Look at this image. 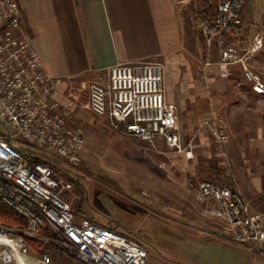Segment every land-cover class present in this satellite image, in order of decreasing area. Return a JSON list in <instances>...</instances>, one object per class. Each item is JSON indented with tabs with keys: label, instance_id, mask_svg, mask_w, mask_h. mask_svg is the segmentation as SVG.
Wrapping results in <instances>:
<instances>
[{
	"label": "built area",
	"instance_id": "1",
	"mask_svg": "<svg viewBox=\"0 0 264 264\" xmlns=\"http://www.w3.org/2000/svg\"><path fill=\"white\" fill-rule=\"evenodd\" d=\"M248 2L202 0L197 29L209 50L219 48L223 76L229 77L231 65L240 64L242 84L264 95V76L255 67L264 37L256 34L247 47L226 37L244 23ZM164 82L165 64L160 61L119 62L82 82L63 106L55 97L62 80L47 72L24 34L19 0H0V122L11 129L0 136V200L25 221L22 227L0 223V264H53L51 248L84 264H150L138 241L88 218L78 219L69 198L75 189L71 178L43 162L31 163L11 142L36 145L66 165L78 166L85 134L69 119L77 108L107 118L115 131L143 140L158 152L162 139L170 152L183 153L177 107L167 101ZM203 125L218 146L229 142L222 114ZM225 174L227 182L199 183L196 199L202 216L216 220L233 244L264 243V213L253 211L231 166ZM203 236L211 233L204 231Z\"/></svg>",
	"mask_w": 264,
	"mask_h": 264
},
{
	"label": "crops",
	"instance_id": "2",
	"mask_svg": "<svg viewBox=\"0 0 264 264\" xmlns=\"http://www.w3.org/2000/svg\"><path fill=\"white\" fill-rule=\"evenodd\" d=\"M19 3L24 34L42 58L47 72L62 80L55 97L63 106H67L69 93L82 82L93 80L119 62L165 64L166 98L177 107L179 134L186 149L183 153L157 155L153 162L166 159L162 165L170 163L169 183L177 190L182 208L189 209L185 202L191 198L201 208L196 199L199 183L227 182L226 165L236 173L238 188L250 206L256 195H264V95L242 84L240 64L230 66L229 77L222 75L219 48L214 46L209 53L204 37L195 28L202 0H19ZM258 33L264 37V0H249L244 23L226 37L236 46L247 47ZM258 59L255 67L264 76V48ZM219 114L224 116L231 137L224 147L216 144L211 130L203 125L205 120ZM89 118L105 122L119 136L148 145L118 133L107 118H98L86 109L76 108L69 117L73 123L85 124ZM242 142L250 145L253 162L247 166L239 156L235 159L239 163L227 164L223 158L225 148L229 146L240 155ZM158 146L168 150L162 139H158ZM138 152L146 157L140 149ZM180 221L207 242L228 240L216 220L188 215ZM203 230L211 236H203ZM246 247L264 264V243ZM51 257L52 263L57 264Z\"/></svg>",
	"mask_w": 264,
	"mask_h": 264
},
{
	"label": "rangeland",
	"instance_id": "3",
	"mask_svg": "<svg viewBox=\"0 0 264 264\" xmlns=\"http://www.w3.org/2000/svg\"><path fill=\"white\" fill-rule=\"evenodd\" d=\"M211 50L207 48L209 53ZM87 121V124L75 122L83 127L85 134L78 166L70 167L44 149L26 143L31 155L45 156L71 169L69 173L76 181L74 192L69 196L73 208L84 200L85 212L99 223L131 230L130 235L145 246L150 264H260L246 246L228 240L207 242L197 231L190 230L186 222L180 221L188 215L201 219L202 214L191 197L185 202L189 209L182 208L177 190L169 183L170 163L162 165L166 161L162 159L158 162L159 168L158 163L153 162L157 155H170V150L158 152L149 144L139 145L119 136L108 129L105 122L90 118ZM3 128L11 132L10 128ZM245 144H240V155L227 146L223 155L225 162H238L235 159L240 156L249 166L253 162L251 147ZM139 149L146 157L141 156ZM233 174L238 180L234 171ZM50 252L57 264H84L58 249L51 248Z\"/></svg>",
	"mask_w": 264,
	"mask_h": 264
},
{
	"label": "trees",
	"instance_id": "4",
	"mask_svg": "<svg viewBox=\"0 0 264 264\" xmlns=\"http://www.w3.org/2000/svg\"><path fill=\"white\" fill-rule=\"evenodd\" d=\"M0 124L2 125V128H0V136L1 135H7L10 132H5L4 130V126L6 128H8L5 124H3L2 122H0ZM14 147H16L27 159H29L31 161V163H35V162H43L47 165L52 166L57 172L59 173H64L66 174L69 178H71V180L75 183V179L73 178L72 174H70V168L66 167L64 164V166L59 165L58 163L54 162L53 160H51L50 158H47L45 156H34L31 155L30 153L27 152V148H26V142L22 141V140H18L17 142H11ZM251 206L253 207V210L256 213H264V195L262 194H258L256 195L252 201H251ZM74 211L75 214L77 216L78 219L81 218H88L90 219L92 222L102 225L104 227H107L109 229H112L114 231L119 232L120 234L127 236L130 239H134L135 238L130 235V231L129 229H119L118 225L115 226H105L101 223H99L96 218L94 216H92V214H90L89 212H85L84 210V200H81L79 202L78 205L74 206ZM0 223L4 224V225H9V226H25V221L11 208L9 207L4 201L0 200ZM122 230V231H121ZM129 231V232H128ZM141 245H143L142 242H139ZM37 249L40 250V245L35 244ZM144 246V245H143ZM145 247V246H144Z\"/></svg>",
	"mask_w": 264,
	"mask_h": 264
}]
</instances>
